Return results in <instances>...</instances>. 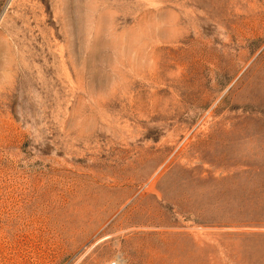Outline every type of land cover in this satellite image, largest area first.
<instances>
[{"label": "rangeland", "instance_id": "rangeland-1", "mask_svg": "<svg viewBox=\"0 0 264 264\" xmlns=\"http://www.w3.org/2000/svg\"><path fill=\"white\" fill-rule=\"evenodd\" d=\"M0 264H264V0H0Z\"/></svg>", "mask_w": 264, "mask_h": 264}]
</instances>
